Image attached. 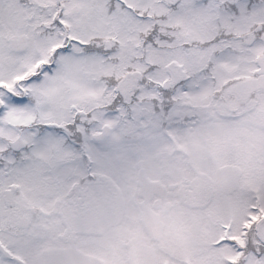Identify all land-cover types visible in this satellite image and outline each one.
<instances>
[{"label": "snow or ice", "instance_id": "6c2138e0", "mask_svg": "<svg viewBox=\"0 0 264 264\" xmlns=\"http://www.w3.org/2000/svg\"><path fill=\"white\" fill-rule=\"evenodd\" d=\"M0 264H264V0H0Z\"/></svg>", "mask_w": 264, "mask_h": 264}]
</instances>
